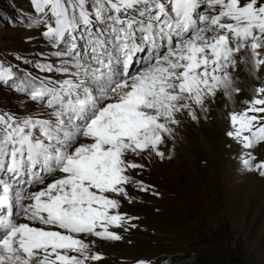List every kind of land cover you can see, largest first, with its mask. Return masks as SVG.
Segmentation results:
<instances>
[{
	"label": "rangeland",
	"instance_id": "374dc122",
	"mask_svg": "<svg viewBox=\"0 0 264 264\" xmlns=\"http://www.w3.org/2000/svg\"><path fill=\"white\" fill-rule=\"evenodd\" d=\"M57 1L58 4L54 7V0H0V4L7 7L11 14L0 15V146H4L6 151L13 149L11 139L20 142L18 126L21 123L24 125L26 121L32 122L36 129L34 117L39 121L36 133L32 129L29 132L32 133L34 145L47 134V127L43 125L46 118L40 117L41 121L39 116L24 107L28 103L42 107L30 101L27 90L31 89L27 84L37 78L42 79L44 84L48 78L53 82L57 64L55 56L64 57L68 53L74 59L72 52L65 48L63 50L67 53L55 51L47 39L56 38L67 25L68 16L73 19L76 6L89 13L102 11L100 2H93L96 0H74L73 5H70L69 0H61L68 4L65 11L60 9L61 1ZM250 1L256 6L260 3L264 5V0ZM202 3L200 1L199 6ZM103 28L98 25L96 33L105 34L107 29ZM92 30L91 34L94 33ZM253 33L252 43L257 49L264 51V33ZM137 35L138 33L135 34ZM89 37L91 38L89 32L82 30L64 37V41L73 47L75 39L87 40ZM150 40L154 41V37ZM90 42L86 50L80 46V57L81 54L91 56V50L93 53L104 52L108 47L111 48L108 49L111 55H114L113 44L107 45L101 40L92 39ZM143 43L147 46L150 41ZM142 52L137 51L136 56H140ZM145 59L153 60L147 57ZM263 66L262 61L258 62V67ZM112 69L119 76L113 64ZM12 72H16L14 80L3 84L8 79H2V75L7 78ZM18 72H23L24 77H19L23 75ZM102 75L105 79L102 78L91 92L92 97L100 100L98 105L106 104L112 92L109 90L110 92L102 94L106 88L104 82L108 81L103 73ZM69 80L73 91H76V87L73 88L76 80ZM253 83H247L246 90L235 89L233 93L238 98H222L221 103L215 98L214 102H217L221 115L218 122L213 110L207 106V114L202 116L204 124L200 129L204 131V135L194 128H187L188 141L185 140L180 147L167 139L165 145L154 150L150 156L137 154V159L142 162L129 166L131 175L127 177L126 185L121 181L123 186L119 190L122 191L116 195L108 193L124 200L123 208L115 212L102 211L111 218L119 219H111L110 223H96L95 226L91 222L85 231L92 233L81 235H88L92 240H87L97 243L96 248L92 245L94 253L88 249V256H81V261L77 258L78 263L74 264H143L139 259H147L149 264H154L148 259H155L158 263L157 258L163 259L169 255L173 260L186 261L187 255L200 258L204 252H208L210 256L203 264H264V135L252 145L242 148L235 134V125H248L245 121H251L255 117L254 112L264 108V75ZM53 85L57 86L55 82ZM214 96L217 97V93ZM190 115L193 116L191 119H197L193 112ZM51 125L52 122L49 128ZM61 130L73 134L67 138L66 143L69 145L80 138L76 131L64 128L58 131ZM112 143L107 145H114L115 141L112 140ZM14 145L17 146L15 143ZM68 160L72 165L71 160ZM51 163L54 161L50 165ZM90 170L91 168L85 171ZM24 181L18 182L19 189L25 186ZM18 209L20 211V207ZM82 214L84 213L75 212L71 216L78 218ZM123 215L139 216L140 221L134 222L138 224V228L129 229L130 225L127 228ZM214 249L215 255L212 253ZM69 251L74 253L81 249ZM183 253L187 255L183 256Z\"/></svg>",
	"mask_w": 264,
	"mask_h": 264
},
{
	"label": "bare ground",
	"instance_id": "6f19581e",
	"mask_svg": "<svg viewBox=\"0 0 264 264\" xmlns=\"http://www.w3.org/2000/svg\"><path fill=\"white\" fill-rule=\"evenodd\" d=\"M144 1L126 0V4L130 11ZM156 1L147 0L149 5H142L140 9H144L136 13L137 17L155 11L152 7ZM220 1L226 3L224 8H231V0ZM247 2L250 0H239L241 5ZM197 3L195 0L191 5L196 6ZM165 10L168 9L162 8L158 13L163 14ZM222 11L221 7L210 6L206 9L205 23L197 26V33L185 35L167 51L163 49L154 57V61L134 59L126 77L120 78L115 74L111 76L112 80L104 82L106 88L102 92L105 94L112 90L106 104L98 105L100 100L91 95L104 78L100 69L83 60H74L68 54L54 57L57 59L53 81L57 84L55 88L67 86L70 78L75 79L74 87L77 90L65 100L79 102L81 105L77 108L86 106L88 111L80 123H73V117L68 119L56 112L54 104H39L43 108L29 103L24 106L39 118H46L43 125L47 127V134L39 139L36 149L40 148L49 155L55 153L61 163L56 168H50L49 174H41L33 179L28 183V188H17L18 194L14 186L20 179L13 181L12 185L0 180V198L3 193H8L10 198L15 199L16 208H19L18 199L22 201L21 207H26L21 213L12 207L9 210L11 214L14 210L9 238L20 241L14 242L16 247H11L9 253H6L5 245L0 247V264H74L78 263L77 258L81 261V256H88L93 251L92 245L96 248L97 243L87 240L91 239L88 235L59 231L42 216L41 210H49L52 204L61 203V208L56 210L55 221L65 226L71 213L115 212L123 208L125 201L106 194L95 180L85 182L77 171L91 168L87 172L91 175L109 174L113 178L120 173L121 178L130 177L129 166L142 162L137 159L138 153L150 156L154 150L164 146L167 139L180 147L185 140L188 141L187 128H194L204 135L200 129L204 124L202 116H206L207 106L213 110L216 122L221 116L215 98L221 103L222 98L237 97L233 93L235 89L246 90L247 83L252 85L261 79L264 66L258 67V62L264 63V51L254 50L247 44L234 43L229 39L219 42L222 34L217 32V27L221 22L219 17ZM121 16L128 17L127 13ZM124 20L128 22L123 24V31L134 23L129 18ZM190 112L196 115V120L191 119L193 116ZM60 128L76 131L80 138L69 145L66 143L67 138L73 134L58 131ZM100 135H107L104 140H113L115 144H101L98 141ZM21 166H24V162L18 161L17 167ZM38 194L40 199H35ZM38 237L46 250L35 253V258L31 260L21 256V249L31 250ZM73 247L81 249V253L70 252ZM88 249L90 251L87 253Z\"/></svg>",
	"mask_w": 264,
	"mask_h": 264
},
{
	"label": "trees",
	"instance_id": "16d2710c",
	"mask_svg": "<svg viewBox=\"0 0 264 264\" xmlns=\"http://www.w3.org/2000/svg\"><path fill=\"white\" fill-rule=\"evenodd\" d=\"M8 9H7V7H4V5L3 4H0V15L2 16V15H4V13L7 11ZM213 253V255H215L216 254V250L214 249V252H212ZM200 254V253H199ZM183 256H185V255H187V254H182ZM188 257V260H186V261H181V260H179V261H177V260H173V257H171V256H167V257H165V258H163V259H161V258H157V259H159V264H182V263H184V264H198L199 262H200V264H203V263H205L206 261H208V257L210 256L209 255V253L208 252H204L203 253V255H200L201 257L200 258H198V257H196L198 260H196V258H194L192 255H187ZM212 256V255H211Z\"/></svg>",
	"mask_w": 264,
	"mask_h": 264
}]
</instances>
